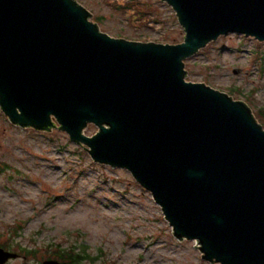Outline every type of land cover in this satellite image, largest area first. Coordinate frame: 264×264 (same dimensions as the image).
<instances>
[{"label": "water", "instance_id": "obj_1", "mask_svg": "<svg viewBox=\"0 0 264 264\" xmlns=\"http://www.w3.org/2000/svg\"><path fill=\"white\" fill-rule=\"evenodd\" d=\"M161 1L183 29L179 44L113 38L75 0H0L1 112L128 171L202 260L264 264V128L185 69L228 34L264 42V0ZM16 257L0 249V264Z\"/></svg>", "mask_w": 264, "mask_h": 264}, {"label": "rangeland", "instance_id": "obj_2", "mask_svg": "<svg viewBox=\"0 0 264 264\" xmlns=\"http://www.w3.org/2000/svg\"><path fill=\"white\" fill-rule=\"evenodd\" d=\"M75 1L113 38L183 42L174 11L161 0L129 8H122L125 0ZM185 69L188 82L245 102L264 128V42L228 34L186 60ZM96 132L89 125L84 135ZM83 148L57 128L16 127L0 109V245L28 255L27 264H42L57 246L84 248L95 260L83 264H211L196 242L173 237L160 207L128 171L94 163Z\"/></svg>", "mask_w": 264, "mask_h": 264}, {"label": "trees", "instance_id": "obj_3", "mask_svg": "<svg viewBox=\"0 0 264 264\" xmlns=\"http://www.w3.org/2000/svg\"><path fill=\"white\" fill-rule=\"evenodd\" d=\"M132 5L131 2H126L125 4H123L122 8H129ZM137 5V4H135ZM120 7V5H119ZM95 23L96 22H100V18H95L93 20ZM235 89L231 90L234 91ZM260 116H264L263 114H261ZM27 252H30L27 250ZM34 251H31L30 254H32L34 256ZM48 259H56L59 261H64V262H69L72 264H81L82 262L86 261V260H91V262H94V258H91L89 255H86V250L83 248H78L75 246H72L70 248L67 249H63L59 246H57L55 248V250L53 252L49 253V256L47 257Z\"/></svg>", "mask_w": 264, "mask_h": 264}, {"label": "flooded vegetation", "instance_id": "obj_4", "mask_svg": "<svg viewBox=\"0 0 264 264\" xmlns=\"http://www.w3.org/2000/svg\"><path fill=\"white\" fill-rule=\"evenodd\" d=\"M0 249L3 250L4 252H8V253H11V254H16V252H14L11 247L9 246H5V245H0ZM17 257L16 258H11L9 260H7L6 262H4L3 264H9L11 261H18V260H21L24 262V264H27V257L29 258L28 255H23V254H20V253H17ZM48 260H53V261H57L58 263H66V264H72V263H69V262H64V261H59V260H56V259H48L46 258L45 260L43 261H48ZM83 264V262L81 263Z\"/></svg>", "mask_w": 264, "mask_h": 264}]
</instances>
